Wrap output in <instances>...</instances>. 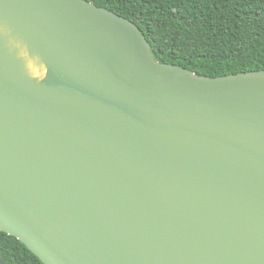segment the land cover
Listing matches in <instances>:
<instances>
[{
  "label": "water",
  "instance_id": "95a60500",
  "mask_svg": "<svg viewBox=\"0 0 264 264\" xmlns=\"http://www.w3.org/2000/svg\"><path fill=\"white\" fill-rule=\"evenodd\" d=\"M0 232L43 264H264V71L160 63L85 0H0Z\"/></svg>",
  "mask_w": 264,
  "mask_h": 264
},
{
  "label": "trees",
  "instance_id": "16d2710c",
  "mask_svg": "<svg viewBox=\"0 0 264 264\" xmlns=\"http://www.w3.org/2000/svg\"><path fill=\"white\" fill-rule=\"evenodd\" d=\"M137 25L156 61L211 78L264 71V0H85ZM0 264H43L0 232Z\"/></svg>",
  "mask_w": 264,
  "mask_h": 264
},
{
  "label": "bare ground",
  "instance_id": "6f19581e",
  "mask_svg": "<svg viewBox=\"0 0 264 264\" xmlns=\"http://www.w3.org/2000/svg\"><path fill=\"white\" fill-rule=\"evenodd\" d=\"M21 54L23 55L22 57L26 59V68L31 74L29 75L36 79H42L46 73L45 67L39 64L36 60L28 58L24 50L21 52Z\"/></svg>",
  "mask_w": 264,
  "mask_h": 264
},
{
  "label": "clouds",
  "instance_id": "9594fccd",
  "mask_svg": "<svg viewBox=\"0 0 264 264\" xmlns=\"http://www.w3.org/2000/svg\"><path fill=\"white\" fill-rule=\"evenodd\" d=\"M11 43L14 45V47L16 48V49H19V48H21V43H18V42H16V41H11ZM29 73V72H28ZM30 74V73H29ZM31 75V74H30Z\"/></svg>",
  "mask_w": 264,
  "mask_h": 264
},
{
  "label": "rangeland",
  "instance_id": "374dc122",
  "mask_svg": "<svg viewBox=\"0 0 264 264\" xmlns=\"http://www.w3.org/2000/svg\"><path fill=\"white\" fill-rule=\"evenodd\" d=\"M21 56H23V55L21 54Z\"/></svg>",
  "mask_w": 264,
  "mask_h": 264
}]
</instances>
